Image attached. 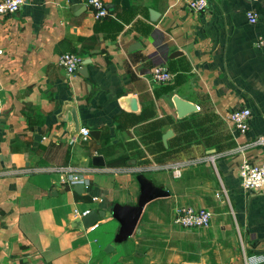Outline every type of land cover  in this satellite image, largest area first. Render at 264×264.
Instances as JSON below:
<instances>
[{
    "label": "crops",
    "instance_id": "crops-1",
    "mask_svg": "<svg viewBox=\"0 0 264 264\" xmlns=\"http://www.w3.org/2000/svg\"><path fill=\"white\" fill-rule=\"evenodd\" d=\"M102 1V18L86 0H27L0 15V264H246L264 255V185L243 189L238 174L243 161L264 162V0H207L200 12L188 0ZM65 52L82 58L74 74L58 63ZM160 64L170 81H153ZM178 99L195 109L180 117ZM242 107L245 133L229 119ZM79 168L83 191L62 181ZM138 173L169 195L147 203L138 231L114 243L110 208L135 204ZM178 205L210 210L211 224H175ZM90 209L105 214L83 228L75 210Z\"/></svg>",
    "mask_w": 264,
    "mask_h": 264
},
{
    "label": "built area",
    "instance_id": "built-area-1",
    "mask_svg": "<svg viewBox=\"0 0 264 264\" xmlns=\"http://www.w3.org/2000/svg\"><path fill=\"white\" fill-rule=\"evenodd\" d=\"M27 0L22 2L14 3L13 0H0V15H10L20 10L25 5ZM86 4L91 8L95 18L106 17L109 11L106 4L102 0H86ZM207 0H188V7L194 12H200L207 8ZM246 18L249 23L254 24L258 20L257 13L254 11H246ZM262 43V39L258 41V44ZM58 63L65 70L67 74H74L78 71L82 64V58L78 54L72 52L62 53L58 58ZM151 76L153 81L156 82H167L172 78V73L168 67L164 64L156 65L152 71ZM250 109L246 107L239 108L233 111L230 116V122L233 127L242 133H245L249 129L250 121ZM80 134L85 139L89 135V129L80 128ZM260 143H264V136L258 140ZM66 176L63 175L62 181H66L69 184L86 183V178L83 175V169H64ZM239 178L240 184L243 189L255 190L259 189L264 185V162L259 165H253L247 161H243L239 167ZM174 175L179 177L181 175V169L174 168ZM89 210L77 211L75 214L79 217L84 216ZM212 213L206 208H196L190 205H178L175 207L173 221L175 224L185 228H206L211 224ZM91 226L90 228H93ZM246 264H259L264 262V255H249L245 259Z\"/></svg>",
    "mask_w": 264,
    "mask_h": 264
},
{
    "label": "water",
    "instance_id": "water-1",
    "mask_svg": "<svg viewBox=\"0 0 264 264\" xmlns=\"http://www.w3.org/2000/svg\"><path fill=\"white\" fill-rule=\"evenodd\" d=\"M79 70V69H78ZM176 106L178 110V115L181 117L186 113L195 109V106L181 99L176 101ZM97 131H92L94 134ZM172 135L171 130H167L162 135V141L166 145L167 139ZM92 163L96 166H103V158L100 155L92 157ZM136 180L139 184V194L137 196L135 204H121L118 202L113 203L110 208L111 216L119 223L118 231L115 233L113 242L121 243L126 241L137 229L138 220L142 214V211L147 203L150 201L160 198L166 197L169 195V192L163 188L161 185H157L148 178L146 175L142 173H138L136 175ZM75 189L79 191H83V184L77 183L73 186ZM105 211L103 209L95 210L90 209L87 214L78 219V223L83 228H90L96 222L103 217ZM108 248H112V245H108ZM190 264V263H183Z\"/></svg>",
    "mask_w": 264,
    "mask_h": 264
},
{
    "label": "clouds",
    "instance_id": "clouds-1",
    "mask_svg": "<svg viewBox=\"0 0 264 264\" xmlns=\"http://www.w3.org/2000/svg\"><path fill=\"white\" fill-rule=\"evenodd\" d=\"M14 3L18 2V0H13ZM19 2H22V0H19ZM0 11H3V8H0Z\"/></svg>",
    "mask_w": 264,
    "mask_h": 264
},
{
    "label": "rangeland",
    "instance_id": "rangeland-1",
    "mask_svg": "<svg viewBox=\"0 0 264 264\" xmlns=\"http://www.w3.org/2000/svg\"><path fill=\"white\" fill-rule=\"evenodd\" d=\"M127 241H129V240H127Z\"/></svg>",
    "mask_w": 264,
    "mask_h": 264
}]
</instances>
